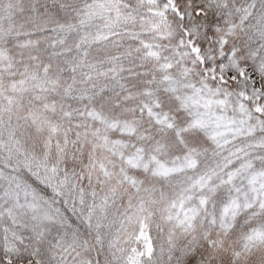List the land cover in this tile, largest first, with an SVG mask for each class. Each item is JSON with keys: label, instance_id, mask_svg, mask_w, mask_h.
<instances>
[{"label": "snow or ice", "instance_id": "6c2138e0", "mask_svg": "<svg viewBox=\"0 0 264 264\" xmlns=\"http://www.w3.org/2000/svg\"><path fill=\"white\" fill-rule=\"evenodd\" d=\"M0 264H264V0H0Z\"/></svg>", "mask_w": 264, "mask_h": 264}]
</instances>
